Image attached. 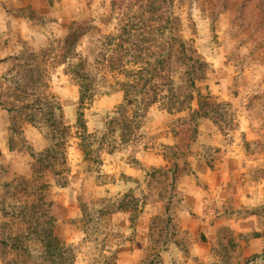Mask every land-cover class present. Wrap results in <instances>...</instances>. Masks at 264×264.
<instances>
[{"label":"rangeland","instance_id":"1","mask_svg":"<svg viewBox=\"0 0 264 264\" xmlns=\"http://www.w3.org/2000/svg\"><path fill=\"white\" fill-rule=\"evenodd\" d=\"M135 9L0 0V264H264V0H172L206 64L195 119L125 103L105 37Z\"/></svg>","mask_w":264,"mask_h":264},{"label":"trees","instance_id":"2","mask_svg":"<svg viewBox=\"0 0 264 264\" xmlns=\"http://www.w3.org/2000/svg\"><path fill=\"white\" fill-rule=\"evenodd\" d=\"M130 1L136 9L118 18L117 35L105 37L109 47H113L105 61L114 69L120 67L127 79L122 84L125 103H139L144 107L161 103L170 115L190 111L193 119L207 117L204 110L209 106L205 103L198 102V110H192L194 99L203 98L196 88V82L205 78L206 64L173 33L176 19L171 12L172 0ZM73 67L68 74L79 87L75 135L80 137L79 133L83 135L86 132L83 111L92 101L94 92L84 60L78 59ZM200 108L204 111L203 115L199 113ZM56 111L62 118L58 105L52 107V117L56 118ZM70 133L69 127L60 128L61 137L65 138ZM52 152L47 149L43 154L51 156ZM29 155L34 159L32 152ZM49 238H53L51 233ZM50 247L55 248L53 245Z\"/></svg>","mask_w":264,"mask_h":264}]
</instances>
